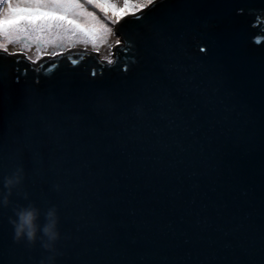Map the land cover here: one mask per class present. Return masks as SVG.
<instances>
[{
	"label": "water",
	"instance_id": "95a60500",
	"mask_svg": "<svg viewBox=\"0 0 264 264\" xmlns=\"http://www.w3.org/2000/svg\"><path fill=\"white\" fill-rule=\"evenodd\" d=\"M240 7L243 13L237 12ZM185 14L179 0H171V8L158 7L145 21L129 20L119 25L121 35L134 45L102 76H90L93 68L99 72L97 61L103 63L104 56L97 55L96 48H73L57 57L43 56L33 65L43 69L38 84L31 70L21 76L19 84L13 83L11 58L0 59V78L9 82L12 94L11 101L0 108V197L7 193L5 177L19 171L21 180L10 197L19 205L15 208L37 206L42 229L48 209L57 206L61 235L54 264H261L264 259L259 251L264 220V92L258 71L264 60V44L253 42V37L264 35V0H201V6L194 9L199 19L176 25V56L187 69L185 75L193 78L191 84L199 86L189 95L200 96V107L210 121L195 133L198 140L183 128L168 129L155 113L152 121V126L162 129L161 140L171 153L179 151L176 139L187 147V152L177 157L184 161L180 171L186 186L198 181L199 190L207 191L214 185L229 214L237 209L252 213V252L225 250L213 259L206 249L183 243L179 234H161L167 231L169 221L174 226L180 224L183 208L167 194L175 190L177 182L172 177L155 176L148 183V171L160 164L143 159L137 145L129 144L124 150L118 138L129 123L139 121L138 113L144 110L140 87L147 55L142 40L146 25L165 16L175 22ZM213 37L216 45L211 42ZM225 43L226 60L222 58ZM202 45H207L206 52L199 51ZM72 60L77 63L73 65ZM124 63L129 65L127 72L122 70ZM220 63L225 64L226 80L221 78ZM69 84L71 91H67ZM98 90L112 95L116 108L110 116H97L82 108L77 99ZM25 92L55 97L60 107L27 119L17 111ZM240 111L243 115L238 117ZM234 127L244 129L243 139L227 134ZM142 134L150 140L156 135L152 127H143ZM145 152L156 154L159 147L148 143ZM171 153L166 159L172 158ZM133 156L138 159L133 161ZM193 171L198 175L189 177ZM165 186L167 191L161 192ZM190 196V191L185 193V203ZM14 216L13 210L5 212L0 203V234L9 241L15 235L10 219ZM194 219L186 217L183 222L189 235ZM146 221L151 228L145 226ZM133 236L136 243H132ZM38 237L34 244L24 238L6 248L0 255L2 264H41L47 260L49 253L43 247L47 237L42 231Z\"/></svg>",
	"mask_w": 264,
	"mask_h": 264
},
{
	"label": "snow or ice",
	"instance_id": "6c2138e0",
	"mask_svg": "<svg viewBox=\"0 0 264 264\" xmlns=\"http://www.w3.org/2000/svg\"><path fill=\"white\" fill-rule=\"evenodd\" d=\"M201 6V0H179V7L185 9L186 14L173 22L170 17L165 16L146 25V33L142 40L147 55L144 58L143 79L140 91L144 97V110L138 113L139 121L131 122L121 131L122 148L127 149L129 144L137 145L143 153V159L154 160L160 164L159 167L153 166L148 171L146 181L151 183L155 176L172 177L177 182L175 190L168 192L175 198V202L180 203L183 208V214L179 216L180 224L174 226L169 221L167 231L161 234L171 235L173 237L179 234L182 242L185 244L193 243L204 248L210 257L216 256L225 250H240L243 252H252L255 238L250 232L252 213L237 209L230 212L227 203L217 192L214 185L207 191L199 190V182L193 181L186 186L184 183V173L180 171V165L184 164L182 158L177 159L179 153L187 152L184 143L174 140L178 152L171 153L169 145L161 140L162 129L152 126L153 113L164 122V125L174 130L183 128L188 134L193 136V140H198L195 135L210 121V117L200 107L201 99L199 95H189L192 89L199 86L191 84L192 77L186 76L187 69L181 64L176 56L178 47L176 25L178 23L188 24L193 19L194 9ZM158 7L171 8V0H0V59L8 60L11 58V64L14 73L11 77L13 83L19 84L21 76H26L31 70L36 74L35 83H40V75L43 69L33 67L39 63L43 56L57 57L56 51L42 53L35 59L30 54V48L33 42L40 45L47 42L48 38L83 37L85 41L107 43L110 34L115 33L110 56L103 58V63L97 61L99 72L96 68L90 70L91 77L102 76L106 68L115 67L121 59V55L132 50L134 42L127 37L122 36L119 31V25L129 20L132 22H142L147 20ZM238 13H243L242 7L237 9ZM211 19V18H210ZM207 23V21H206ZM264 23V22H261ZM127 40V43H126ZM216 45L215 37L211 40ZM253 42L257 45L264 44V35L253 37ZM15 43L17 47L11 48ZM63 51V46L58 45ZM227 43L222 58L226 60ZM207 45L199 48L200 52H206ZM97 55L100 48L95 49ZM76 60H72L75 65ZM23 65V67H21ZM57 65H54V67ZM122 70L127 72L129 65L122 64ZM225 64L220 63V74L222 80L227 76L224 71ZM259 82L261 91L264 92V60L259 65ZM67 91H71L69 84ZM183 97V98H182ZM12 94L9 89V82L0 78V108H3L6 102H10ZM82 108L96 114L97 116H110L116 108L112 95L106 90H98L90 96H80L77 98ZM60 107V102L55 97L32 95L25 92L17 111L21 116L27 119L42 117L46 110ZM238 117L243 115V111L237 112ZM143 127H152L156 134L154 140H150L142 134ZM214 127V125H210ZM228 135H234L236 138H244V129L242 127L229 128ZM154 143L159 147V152H145V145ZM188 146H191L189 144ZM204 146H200V152H204ZM171 153L172 158L166 159V154ZM138 157L133 156L132 160ZM198 173L193 171L188 174L189 177H195ZM167 191L166 186L160 190ZM191 192V196L184 202L185 193ZM19 205L11 203L3 205L5 212L15 209ZM227 214V220L224 217ZM264 216V209H262ZM186 217H194V227L192 234L183 228V222ZM145 226L152 227L150 222H145ZM22 239H17L16 235L9 241L3 234H0V255L6 248L21 243ZM137 237H132V243H136ZM259 251L264 257V220H262L259 232ZM2 264V261H0ZM264 264V259H261Z\"/></svg>",
	"mask_w": 264,
	"mask_h": 264
},
{
	"label": "clouds",
	"instance_id": "9594fccd",
	"mask_svg": "<svg viewBox=\"0 0 264 264\" xmlns=\"http://www.w3.org/2000/svg\"><path fill=\"white\" fill-rule=\"evenodd\" d=\"M20 180L21 175L19 171L5 177V188L7 189V193L3 197H0V203H3L4 206L11 203L10 197L12 189ZM14 212L15 216L10 219L15 227L16 238H26L29 243L34 244L39 238L38 233L42 231L44 236L47 237V239L43 241V247L48 251L49 257L47 260H42L41 264H54L57 254L56 242L61 235L58 229L59 214L57 206L53 205L48 209L46 213L47 222L42 229L38 223L40 210L34 204L22 208H15Z\"/></svg>",
	"mask_w": 264,
	"mask_h": 264
},
{
	"label": "rangeland",
	"instance_id": "374dc122",
	"mask_svg": "<svg viewBox=\"0 0 264 264\" xmlns=\"http://www.w3.org/2000/svg\"><path fill=\"white\" fill-rule=\"evenodd\" d=\"M115 33L110 34V39L107 43H101L97 42L96 44H93L92 41H85L83 37H72L71 40L68 38H61L57 39L55 37L48 38L47 42H44L40 45L33 42L30 48V54L33 56H39L42 53H48L51 51H56L57 53H62L65 50L73 49V48H82V49H91V48H100V53L105 56H110L112 52V47L114 44V41L116 40ZM58 45L63 46V51H61V48ZM17 47V44L13 43L11 45V48Z\"/></svg>",
	"mask_w": 264,
	"mask_h": 264
}]
</instances>
